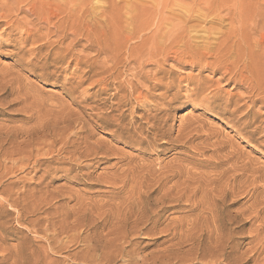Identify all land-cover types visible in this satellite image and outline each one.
<instances>
[{
	"label": "rangeland",
	"instance_id": "374dc122",
	"mask_svg": "<svg viewBox=\"0 0 264 264\" xmlns=\"http://www.w3.org/2000/svg\"><path fill=\"white\" fill-rule=\"evenodd\" d=\"M0 264H264V0H0Z\"/></svg>",
	"mask_w": 264,
	"mask_h": 264
},
{
	"label": "bare ground",
	"instance_id": "6f19581e",
	"mask_svg": "<svg viewBox=\"0 0 264 264\" xmlns=\"http://www.w3.org/2000/svg\"><path fill=\"white\" fill-rule=\"evenodd\" d=\"M46 2V1H45ZM70 2V1H69ZM35 6V5H34ZM40 6V5H39ZM36 7V6H35ZM44 7V6H43ZM41 8V7H40ZM33 9V8H32ZM37 10H40L39 8L37 9ZM61 10V9H60ZM45 11V10H44ZM57 12V11H56ZM70 12V11H69ZM67 13V12H66ZM81 15H82V13H80ZM85 14H86V11H85ZM84 14V15H85ZM56 16H57V14H56ZM78 17H80V16H78ZM45 19V18H44ZM82 19V18H81ZM165 29V28H164ZM168 30H170V29H168ZM172 32V31H171ZM79 33V32H78ZM138 33H141V32H137V34ZM75 35V34H74ZM89 36V35H88ZM100 38V37H99ZM98 39V38H97ZM91 40V39H90ZM102 40V39H101ZM106 40V39H105ZM89 41V40H88ZM91 42V41H90ZM100 42V41H99ZM102 42V41H101ZM101 42H100V44H101ZM106 43H107V40H106ZM105 43V44H106ZM98 44V43H97ZM95 45V44H94ZM106 45H108V44H106ZM96 46V45H95ZM101 46V45H100ZM103 46V45H102ZM101 46V47H102ZM127 46V45H126ZM104 47V46H103ZM118 48V47H117ZM99 49H101V48H99ZM119 49V48H118ZM105 51H108V50H105ZM111 52V51H110ZM99 53H100V51H99ZM109 54H111V53H109ZM110 57H111V55H110Z\"/></svg>",
	"mask_w": 264,
	"mask_h": 264
}]
</instances>
